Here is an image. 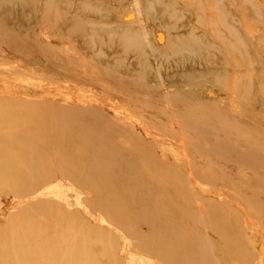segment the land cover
Returning a JSON list of instances; mask_svg holds the SVG:
<instances>
[{
    "label": "rangeland",
    "instance_id": "rangeland-1",
    "mask_svg": "<svg viewBox=\"0 0 264 264\" xmlns=\"http://www.w3.org/2000/svg\"><path fill=\"white\" fill-rule=\"evenodd\" d=\"M26 1L17 3L21 13L12 22L0 20V169L15 174L22 169L21 150L11 146L10 137L20 134L22 137L17 138L21 141L25 136L28 140L34 137L40 140L49 134L44 129L51 125L52 116L69 117L71 121L60 125L63 133L58 128L62 136L65 130L76 129L78 125L85 131L93 126L110 142L103 151L115 154L112 167L120 175L100 183L103 190L117 198H130L131 202L143 198L136 180L154 190L155 213L159 210L167 215L153 225L161 227L162 233L166 226L170 240L182 239L186 249L205 259V264H264V0H251L255 14L249 16L248 8H236L238 5L235 6L238 15L234 14L225 0V5L220 3L221 9L215 0H176L185 12L183 24L187 23L190 29L194 27L201 39L195 44L197 50L195 46L194 50L188 47L176 59L178 69L164 65L167 71L162 74V85L158 80L144 78L138 82L132 76H121L120 68L108 73L88 59L86 52L96 54L99 49L89 47L79 36L73 11H67L72 5L62 7L59 0H49L50 12L25 9L24 13ZM1 8L0 14L4 11ZM220 10L226 13L224 17L217 13ZM129 12L133 18L138 17L130 6L118 22L130 20ZM27 20L37 26H31ZM64 26L71 28L70 32H65ZM228 26L238 29L239 35L229 36ZM152 34L149 37L157 47L167 46L163 30L156 29ZM206 43L213 49L206 47ZM109 51L103 49L96 56L110 61ZM152 64L156 61L152 60ZM139 85H147L149 89L140 90ZM36 115L37 118L41 115V119ZM17 122L27 126L39 122L36 126L43 124V129L38 132L32 128L24 133L12 127ZM90 137L86 133L83 139ZM83 139L74 146L54 144L51 146L54 152L41 154L38 160L46 161L47 169L41 166L38 176L55 185L51 190L58 193L54 194L57 206L62 203L61 206L76 212L86 222L84 207L93 199L91 188L77 185L74 177L70 180L66 173L70 164L86 170L92 159H87V153H98L97 148L91 150ZM57 162L62 164L61 168L56 166ZM67 162L70 164L66 165ZM59 182L71 183L73 189L68 191ZM41 194L37 197L49 200L47 191L46 195ZM22 196L11 187L0 185V227L6 223L4 218L36 197L34 193L31 197ZM131 209L132 219L145 218L138 208ZM96 218L88 220L91 224L101 222L102 229L133 244L147 246L156 240L152 236L146 240L138 238L137 232L147 235L150 228L142 222L138 224L141 229L138 225L139 230L134 228L137 234H132L131 230L115 227L102 217ZM170 220L189 223L172 229ZM165 231L159 236H165ZM96 247L104 248L101 244ZM131 248L134 247L127 249ZM13 251L27 257L21 247ZM133 251L123 254L121 249L108 250L118 264L126 259L131 264H156L150 254Z\"/></svg>",
    "mask_w": 264,
    "mask_h": 264
},
{
    "label": "bare ground",
    "instance_id": "bare-ground-1",
    "mask_svg": "<svg viewBox=\"0 0 264 264\" xmlns=\"http://www.w3.org/2000/svg\"><path fill=\"white\" fill-rule=\"evenodd\" d=\"M23 1L25 0H0V7H2L1 9H4L3 12L1 11L2 13L0 14V20L7 21L8 24H9V20L10 22H12V19L15 16H17L18 13H21V9H22L21 5H20L21 9L19 12V5L17 3ZM48 1L49 0H45V1L27 0L26 1L27 3H25V7L23 8V11L25 9H30L34 12H38V11L41 12L42 10L45 11L46 14L50 12V7H51ZM215 1L219 2L218 8L220 7L221 4L224 3L223 2L224 0H215ZM225 1L231 4V8L234 14L236 13L235 11L236 5H238L236 8H244V7L245 9L248 8L246 10L248 12V16L251 14H255V6L251 3V0H238L239 1L238 3H236L237 1L235 0H225ZM59 2L61 3L62 7L64 5L65 6L72 5L71 9H68L67 11L69 12L73 11L72 13V17L74 18L73 20L77 21L76 23H74L76 25V30H79V32L82 33V34L79 33V36H82V39H84L83 41H87L89 47L99 49L96 52V54L101 53V50L103 51V49L106 50L108 49V51L109 49L110 51L112 50L111 52L109 51V53H111L110 61L99 59L96 56V54H92L91 52L90 53L86 52L85 54H87L88 59L97 63V65H99L101 68H104V70L108 73L109 70L111 71L113 68L114 69L120 68L121 71H119V69L118 71L121 72L120 74L121 76H123V74L129 75V77L127 78H130V76H132L136 81H138L139 79L143 80L144 78H147V80L150 81L158 80L162 85L163 77H164V76L162 77V74L164 71H167L166 70L167 68L166 69L163 68L164 65L166 66L172 65L173 67L175 66L177 68L179 62L176 61V59H178L182 54H184V52L187 51L186 49L188 47L190 48L192 47L194 50L195 44L199 42V40L201 39V36L195 34L197 31L195 30L194 27H192L193 29H190L186 26L187 23L183 24L185 19L184 18L185 12L182 10V8H180L181 6L178 4L176 0H59ZM223 5H225V3ZM130 6H132L133 10L135 11V14L138 17L133 18V14H132L133 11L131 10L132 12H129L130 14L129 16H131L130 20L125 19L124 23L121 21L118 22V19H122L124 17V15L126 14L125 13L126 10H128ZM222 11L220 10V12ZM220 12L217 11V13H219V16L224 17V14L226 13L224 12L220 13ZM25 15H28L29 17V14H25ZM140 16H142V19L140 18ZM25 17L23 21L26 20ZM44 18L45 16L41 19L43 20ZM133 19L134 22L130 23ZM222 20L224 21V18ZM27 23H29V21ZM11 24L13 25L14 23ZM29 24H31V22ZM32 25L35 24H31V26ZM12 28L13 26H11V28L8 29L12 30ZM63 28L65 32H70L69 30H71V28L68 29L65 26ZM156 29L163 30V32L167 35L168 43L167 46H165V48L157 47L155 41L153 42V40H151L150 38L151 37L150 34H152ZM227 29L228 32L230 33L229 36L231 35L232 37H237L239 35L238 29L236 30L234 26H228ZM14 31L15 33L17 32L16 30ZM59 32L61 31L59 30ZM67 34L68 33H66V35ZM79 36L77 37L79 38ZM77 37L75 38L77 39ZM238 38H236V40ZM251 38L252 37H250V39ZM27 39L29 40V38ZM242 44L243 43H241V45ZM206 47L211 48V46L208 45L207 43H206ZM230 48L232 47L230 46ZM103 55L104 54H102V56ZM107 56L109 57V55ZM152 60L156 61L155 65L152 64ZM176 73H178V71H176ZM186 75L188 77L189 74ZM145 81L146 79L144 80V82ZM154 87L155 86H153V88ZM139 88L140 90L149 89L147 85L146 86L139 85ZM47 109H50V107L48 106ZM12 116L14 118V115ZM44 116H45L44 118L47 119L46 115ZM54 116H52L51 118L53 123L51 122V125L48 126L47 128L45 127L44 129V130L46 129L49 130V134H46L47 137L46 136H44V138L41 137V139L39 140L36 137H34L35 135H33L34 138H32L31 137L32 133H31L30 137L32 139L28 140L25 136L24 139L20 138L22 139L21 141L18 140L19 138L18 136L20 134L19 135L16 134L18 136L10 137V140H8L11 146H15L16 148H19L21 150L20 151L21 155L19 156H21L20 162L22 163V169H20V171L17 174L12 173L8 169H4V170L0 169V185H2V188L11 187L14 191H16L20 195L30 196L31 193H34L36 197L31 202L25 203V205L24 204L21 205V208L14 211V213L10 214V216L4 218V222L6 223L4 227L3 226L0 227V264H118L116 259L110 256L108 252V250L110 249H116V250L121 249L123 254L128 251L130 253L132 249L136 251L135 252L136 254L146 252L154 258L156 264H205V259H202L200 256H198L196 252H191L186 249L182 239H179L178 242L177 241L174 242V240L173 241L170 240L169 237L166 236L167 234L165 231L167 228L166 226H165V230H163L162 233L160 232L161 227H158L157 225H153L156 222H158L159 218L163 219L164 215L165 216L167 215V214H163L162 212L159 213L158 212L159 210H156L155 213V208L152 205L154 204V202H152L153 201L152 197L154 196V190L147 189L145 185H143L140 182H137L136 180V184H139V188L142 189L140 192H142L141 194L143 198L131 202L130 198H125V197L117 198L116 196L110 195V193L107 190H103L104 188L99 186L100 183L107 182L108 180L116 176V174L120 175V172H117L112 167V164L115 163L114 161L116 157L115 154L107 155L106 149L105 152L103 151V148H105V146L107 147L110 142L108 143L106 137L100 135L101 133L99 134V132L98 133L96 132L95 130L96 127L90 126V129L88 131H85L82 125H78L76 129L72 130L70 128L69 130H65L66 132L63 134L65 136H62L61 134L63 133L64 129H61L60 125L62 123L66 125L65 122L69 121L70 118L64 116H55V117ZM39 118L41 119V115L37 119ZM23 121L25 122L26 120ZM23 121H21V123ZM33 123L34 122H32V124ZM38 123L36 122L35 124L37 125ZM29 124L32 126L31 123ZM29 124L27 126V124L19 125L18 123V125H16L15 123L12 124V127L14 126L13 128L17 129L18 131L21 130V132L24 133L30 132V129L32 128L34 130L38 129L37 130L38 132L39 131L42 132L41 130L43 129L42 127L43 124L41 125V127L36 126L34 124H33L34 126L31 127L29 126ZM58 128L62 130L61 134ZM86 133H90L92 137L83 139ZM35 134L37 136L38 133L36 132ZM39 134L42 135V133ZM20 137L22 136L20 135ZM25 138L27 141L25 140ZM82 139L84 143L91 148V150L93 148H97V150L99 151L98 153L95 154H92L91 152L87 153V159L90 158L92 159L90 160L91 165L86 170H83L82 167L76 168L72 166L69 162H67L66 165L68 164L70 165L67 166L68 169L66 173L70 178V180L72 177H74L75 181L79 183L77 185L91 188L90 194L92 195L93 199L89 202L90 203L89 205L86 204L87 206L85 205L86 207H84V209H86L85 213L87 215V218L88 219L89 218L91 219V217L96 218V216H98V218L102 217L103 219L107 220L110 224H115V227L121 228L123 230H131L132 234L138 233V238H141L142 240H146L149 236L156 238V240H152V242L148 243L147 246H144L139 242L133 244L132 241H126L123 238H118L120 236L117 237L115 235H111L109 232L102 229V226L100 225L101 222L97 221L98 224L97 223L91 224L88 219L85 222L82 220V217L78 216L76 212L67 210V208L64 205L61 206L62 203L61 204L58 203L60 204V206L56 205L57 202L56 203L54 202L56 200L55 197L56 194L52 193L51 190L53 189L52 187L55 185L53 183L51 184L50 180H47L48 178L40 180L38 176V171L40 170V167L41 166L43 168L44 166L46 167L47 163H45L46 161L44 162L43 160L39 162L38 158L40 157L41 154L43 155L48 152L50 153L54 152L55 148L51 149V146L54 144L74 146L75 144L78 143V141ZM83 157L84 159H86L85 156ZM60 162L56 163V166L58 168L62 167V164ZM50 164L53 165V163ZM46 169H44V171H46ZM63 172L65 173V171ZM61 183L62 182H59V184ZM65 185L68 191H71L73 189L71 183ZM46 191L48 192V195L50 194L49 200H47V198L45 199V198L37 197L38 194L39 196H41L42 195L41 193L46 195ZM13 194L17 195L15 194V192ZM89 196L90 195L88 194V197ZM74 202L76 201L74 200ZM132 207L138 208L140 210V211L138 210L140 213L142 211L143 215H146L145 218L132 219L130 217L131 213H133L131 209ZM79 208H81V206ZM176 210L182 212L184 211L181 209L180 210L176 209ZM150 211L152 213V216H149ZM187 212L188 214L193 213L189 211ZM184 216L186 217V215ZM170 221H168V224L170 225L169 227L172 229L177 228L178 226L180 229V226H183V224H185L186 222L189 223L188 222L189 220L179 223L178 221H172V220ZM141 222L145 225V227H150L146 232L147 235L141 234L140 231L137 233L136 231H134L137 227H139L138 224L140 225L142 224ZM136 225L138 226L136 227ZM164 231H165V236L164 235L159 236V233L164 234ZM178 236L180 238L181 234H178ZM96 244H101L104 246V248L99 249L98 247H96ZM15 247H21L23 249V254H26L27 257L24 258L19 253L14 252L13 248ZM128 247H134V248L127 249ZM129 262H131V260L126 259L121 264H131Z\"/></svg>",
    "mask_w": 264,
    "mask_h": 264
}]
</instances>
